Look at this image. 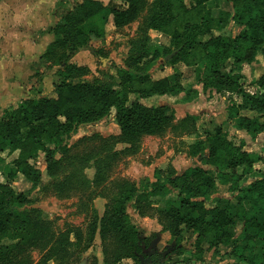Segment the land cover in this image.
<instances>
[{
	"label": "rangeland",
	"instance_id": "obj_1",
	"mask_svg": "<svg viewBox=\"0 0 264 264\" xmlns=\"http://www.w3.org/2000/svg\"><path fill=\"white\" fill-rule=\"evenodd\" d=\"M82 1L0 0V47L11 51L12 47L18 46L21 47L22 54L24 50H34L33 55L36 57L30 68L25 66L16 77V82L20 81V84H16V91L21 97L28 95V87H31L32 99L55 97V85L65 80L74 84L91 82L121 90L118 72L127 70L129 66L132 67L129 70L137 75H148L156 81L167 78L172 85L176 83L178 75L182 92L168 98L144 99L142 103L148 108L165 107L172 121L160 133L143 136L131 143L120 134L116 123V109H112L101 120L76 126L64 139L63 153H56V158H62V162L55 165L51 172L47 171L44 154L37 159L42 183L29 193V202L23 210L50 223L58 235L66 232L75 243L69 251V264L227 263L233 247L245 245L241 223L236 228H230L227 236L220 242L206 230H188L179 234L174 222L168 217V210L178 203L180 194L170 184L177 174L189 168L204 169L218 186L205 199L206 208L218 206L227 209L231 217H237L243 207L238 204L239 192L232 191L231 186L238 183V176H234L232 185H220L219 173H227L228 170L214 167L208 162L207 135L213 134L216 128L222 126L228 138L237 146L245 145V151L263 156L264 132L257 138H252L238 129L237 120L230 118L229 110L232 105L241 102L237 93L223 89H203L202 82L208 77L209 71L202 58L194 67H188L184 63L174 65L171 60L176 57L178 50L172 45L171 38L167 40L163 36L160 38L148 35L149 29L145 31V27L153 12V5L158 0H147L143 13L129 27V31L118 29L121 30L119 36L113 37L116 42L106 46L102 42H96L93 37L86 42L69 61V64L80 67L73 71L67 70L68 64L59 63L61 50L57 47H53V53L46 54L49 47L46 50L41 48L40 52L39 43H36L35 49L33 43L21 44L20 39H17L19 34L12 36V29L11 32H6L13 22L20 21L21 35L26 31V34L33 36L31 31L35 29L29 31L26 28L32 15L30 22L36 25H39V21H53L47 30H39L38 35L53 33V29L62 24L66 15ZM182 1L187 6L192 4V0ZM42 3L51 8L58 5L55 8L57 10L30 12L38 5H43ZM103 3L105 4V0ZM105 5L117 9L125 7L124 3L112 6L110 1H106ZM207 8L214 17H219L222 11L231 13L232 17L236 14L231 0H213L207 3ZM134 30L139 37L131 45L129 39ZM238 32L235 21L230 19L227 29L217 35L235 37ZM199 40H207V37H200ZM165 43L167 47L164 46ZM156 51L160 52L158 59L154 58ZM41 53L42 57L39 58ZM76 56L77 60L74 58ZM262 75L264 59L258 55L251 64L244 66L241 83L245 90L256 94L264 92V89L256 86ZM12 77V74H5L0 79V85L2 81L10 83ZM134 100L136 97L132 95L130 101ZM6 106L8 103L5 106L1 103L0 112ZM49 148L54 149L53 146ZM16 158L9 150L5 152V164L0 166L2 180H5L3 174L9 173L5 167H14ZM241 170L245 172L241 181L243 186L264 178L263 163H255L252 167ZM12 186L18 192L30 191L32 187L23 175L13 178ZM166 186L169 187L167 194ZM129 195L134 198L125 205L124 199ZM118 205L125 208L136 228V248L128 245L122 234L108 226V220ZM254 232L250 230V233ZM14 243L16 242L11 240L2 242L6 246ZM257 251L261 253L260 249ZM132 253L136 255V261L129 258ZM41 258V252L35 251L18 258L17 262L40 264ZM229 260L233 261L231 257ZM47 264L59 263L50 260Z\"/></svg>",
	"mask_w": 264,
	"mask_h": 264
},
{
	"label": "trees",
	"instance_id": "obj_2",
	"mask_svg": "<svg viewBox=\"0 0 264 264\" xmlns=\"http://www.w3.org/2000/svg\"><path fill=\"white\" fill-rule=\"evenodd\" d=\"M116 1L124 3L125 7L110 8L98 0H83L77 4L63 23L53 29L56 40L46 54L53 53V47H57L61 50L60 64H68V71L80 69L69 64L73 54L92 37L102 38L109 23L122 29L135 22L147 3V0ZM210 1L213 0H192V4L187 6L182 0H158L153 5L145 31L156 30L171 38L172 45L178 50L171 60L174 65L184 63L194 67L202 58L209 71L202 82L203 89L237 93L241 102L232 105L230 118L237 120L238 129L257 138L264 132V92H247L241 78L245 65L251 64L258 55L264 59V0H231L236 13L233 17L227 11L214 17L207 8ZM230 19L239 28L237 35H217L227 29ZM203 36L207 40L200 41ZM159 57L160 52L156 51L154 58ZM129 69L132 67L118 72L121 90L91 82L74 84L65 80L55 85V97L23 100L4 110L0 119V165L4 163L1 154L7 150L17 152L18 156L14 167H5L9 171L3 174L5 180L0 177V264H18V258L35 251L42 254L40 264H47L50 260L59 264L70 263L69 251L75 243L66 232L58 235L50 223L23 210L29 202V193L42 183V174L37 167V159L42 154L47 171L51 172L62 162V158H56V153L65 150L66 135L78 125L101 120L112 109H116V123L121 136L130 143L143 136L160 133L172 121L165 107L148 108L141 100L179 95L183 88L180 77L176 75V83L172 85L167 78L156 81ZM256 86L264 89V75L257 80ZM132 95L136 100L130 101ZM206 143L208 162L228 170L227 173H219L220 185H232L234 176H238L239 181L231 186V190L239 192L238 204L243 209L237 217H231L227 209L218 206L206 208L205 199L209 198L216 183L204 169L194 167L172 179L170 187L179 191L180 200L169 208L168 217L179 234L188 230H206L218 239L217 242L227 236L230 228L242 223L245 245L233 247L230 252L233 262L229 264H264V220L257 218L260 204L264 201V178L247 187L241 185L245 174L241 169L258 162L264 164V155L245 151V145L237 146L222 126L207 135ZM18 174L31 183L30 191L18 192L12 186L13 178ZM165 188L167 194L169 187ZM133 198L132 195L126 197L125 205ZM108 226L122 234L128 245L137 247L136 228L124 207L117 206ZM250 230L255 232L250 233ZM4 240L16 243L6 246L2 244ZM257 249L261 253L256 252ZM129 258L137 260L133 253Z\"/></svg>",
	"mask_w": 264,
	"mask_h": 264
},
{
	"label": "crops",
	"instance_id": "obj_3",
	"mask_svg": "<svg viewBox=\"0 0 264 264\" xmlns=\"http://www.w3.org/2000/svg\"><path fill=\"white\" fill-rule=\"evenodd\" d=\"M44 1H47V0H44ZM106 1L108 3L110 1V4H112V6H116L118 3H122V2L116 1V0H105V4H106ZM101 2H104V0H101ZM42 4L43 5H38V7H36L37 4H35L34 7H36V8L32 9L30 12L54 11V9L58 6V5H56L55 7L51 8L50 5H45L44 3H42ZM55 10H57V9H55ZM31 18H33L32 15L30 16L29 20L27 21L26 28L29 31L32 29H35L34 31H31L33 36L30 35L29 33L26 34V31H24L21 35L20 31H21L22 25H20L21 24L20 21L19 22H13L14 24H11V26L8 27L6 32H11V29H12V33H11L12 36H16L17 34H19L17 36V39H20L21 44H23V42H26L27 44L33 43L35 45V49H36V43H39L40 52H41L43 47H44V50H46L47 47H49L53 43L54 34L51 32H46L40 36V35H38V32H39V30H40V32L47 30L49 28V26H51L53 21H49L50 23L39 21V23H38L39 25H36L33 22H30ZM132 24L133 23H130L126 27L122 28L121 30L129 31V27ZM121 30H118L113 24H108L106 27V30H105V35L102 38H100V39L92 38V39H96L97 40L96 42H99V43L102 42L104 45L109 46V44L116 42V41H113L114 40L113 37L115 35L119 36V34H120L119 31H121ZM149 34H150V36H159L160 38L163 36L167 40L169 38L167 35L159 32V31L152 30V29L149 30L148 35ZM137 37H139L138 33L135 30L132 31V34L130 35V39H129V42L131 45L133 44L132 42H136ZM125 38H127V37H125ZM164 46L167 47L168 45L165 43ZM20 48L21 47L18 48V46H14V47H12L11 51H9L8 49L5 50V47H0V79H2L5 74H7V75L12 74L13 75L12 80H10L11 81L10 83H8L7 81L6 82L2 81V84L0 85V107H1V103H2V106H5V104L8 103V106L3 107L2 111L0 112V119L3 116L4 110L9 108L10 106H15L17 104V102H21L22 101L21 98H23L24 100L32 99L30 97L31 87H28L29 91L27 92L28 95L26 97H21L18 94V92L16 91L17 90L16 84H20V81L16 82L17 81L16 77L22 73L25 66L28 67V69H29L32 62L36 61V57L33 55L34 50L33 51H31L30 49L24 50V54H22V52L20 53V50H21ZM18 53L20 55H22V57L23 56L24 57L22 58ZM42 54L43 53H41V56L39 58L42 57ZM74 58H75V60H77L78 57L76 56ZM123 68H125V67H123ZM30 73H31V71H30ZM168 97L169 96H163V97H159V98H168ZM154 98H156V97H152L149 99H154ZM162 100H164V99H162ZM142 101L143 100H141V102ZM187 104H191V103H187ZM240 131L245 132L244 130H240ZM245 133L248 134L247 132H245ZM4 154H5V152L1 154V157L3 159H4ZM12 154L15 156H18V153H16V152H14ZM3 164H5V163H2L1 165H3ZM6 164H8V163H6ZM258 164H262V162H258ZM10 167H12V166H10ZM183 173H179V174H177V176H181ZM18 175H21V174H18ZM255 181H253V182H255ZM253 182H251L250 184H252ZM243 185H242V187L248 186V185L247 186H243ZM260 208H261V210L258 212L259 216L257 218L259 221H263L264 220V201L260 204ZM240 225L242 226V228H244L242 223ZM256 252H258V251H256ZM258 253H260V252H258ZM229 263H231V262H230L229 257H228L227 263H225V264H229ZM240 264H243V263H240Z\"/></svg>",
	"mask_w": 264,
	"mask_h": 264
},
{
	"label": "water",
	"instance_id": "obj_4",
	"mask_svg": "<svg viewBox=\"0 0 264 264\" xmlns=\"http://www.w3.org/2000/svg\"><path fill=\"white\" fill-rule=\"evenodd\" d=\"M93 38H95V37H93Z\"/></svg>",
	"mask_w": 264,
	"mask_h": 264
}]
</instances>
